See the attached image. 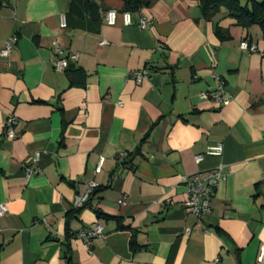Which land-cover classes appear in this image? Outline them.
Returning <instances> with one entry per match:
<instances>
[{"label": "crops", "instance_id": "1", "mask_svg": "<svg viewBox=\"0 0 264 264\" xmlns=\"http://www.w3.org/2000/svg\"><path fill=\"white\" fill-rule=\"evenodd\" d=\"M199 1L158 0L129 13V25L121 0L98 1L117 12L113 26L107 12L97 24L72 11V0L0 6V52L17 38L9 58L0 54V205L8 208L0 264H258L264 39L224 9L206 20ZM56 45L63 58L78 55L63 72L54 67ZM74 69L85 73L84 86L71 85ZM135 72L146 77L140 84ZM217 78L226 106L201 98ZM10 116L18 120L12 140ZM215 145L222 156L206 155ZM221 166L227 176L198 218L185 207L186 181ZM28 167L40 172L26 179ZM96 224L102 238L78 237Z\"/></svg>", "mask_w": 264, "mask_h": 264}, {"label": "built area", "instance_id": "2", "mask_svg": "<svg viewBox=\"0 0 264 264\" xmlns=\"http://www.w3.org/2000/svg\"><path fill=\"white\" fill-rule=\"evenodd\" d=\"M125 22L127 25L130 24L129 21V13H125ZM117 19V12L115 11H109L106 15V21L108 25H115ZM148 25V22L146 18H141L139 20V27L141 29H145ZM67 23L65 16L62 15L61 17V28H66ZM17 43V38L10 39L6 44L4 49L0 52L1 56L4 58H9L11 56V53L14 49L15 44ZM104 44V43H103ZM241 48L243 50H250L255 51V46H249L246 43L241 44ZM58 59L54 62V67L57 71L63 72L66 70L68 65L72 63L73 61H76L78 59L77 54H73L67 58H63L64 50L56 45L54 49ZM134 77L138 84H140L146 77L144 76L143 72H135ZM218 85L217 87L210 93V94H202V99H208L211 97L213 101L221 106H226L229 104L228 99H225L223 97L224 94V87L225 83L222 79L217 78ZM18 124V120L15 116H10L5 122V129H6V138L9 140H12L16 137V134L14 132V127ZM223 154V146L222 145H215L213 147H210L206 153V155L209 156H216L221 157ZM203 159V156L200 155L197 157V161L201 162ZM40 172L38 168L31 169L26 168V179H29L31 176L36 175ZM226 174L224 172L223 167H218L217 169H214L212 171H209L205 175L197 174L192 176L190 179L186 181L187 185V195L188 199L185 202V207L194 215H196L198 218L203 217L204 215L208 214L210 212V204L211 201L215 195V192L221 182H223L226 178ZM96 187L95 183H91L87 187V194L82 197H78L75 203L76 209H80L83 207L85 201L87 200L90 193L93 192L94 188ZM125 201H120V204H122ZM8 213V208L6 204L0 205V219L6 217ZM185 234L187 236L190 235V229L185 230ZM78 237L82 239L83 241L89 242L94 239L102 238L103 237V227L100 224H96L92 226L89 229L82 230L78 233ZM263 253L258 259V264H261L263 261Z\"/></svg>", "mask_w": 264, "mask_h": 264}, {"label": "trees", "instance_id": "3", "mask_svg": "<svg viewBox=\"0 0 264 264\" xmlns=\"http://www.w3.org/2000/svg\"><path fill=\"white\" fill-rule=\"evenodd\" d=\"M98 1L100 0H72V11H76L88 21L100 24L102 20V13H108L109 10L103 5L99 4ZM121 1L123 3V13L135 14L139 13L142 9L153 6L158 0ZM7 2L8 0H3V2L0 3V6ZM199 3L202 16L206 20H212L224 9L228 12L229 17L235 21L237 26H240L244 29H248L252 26H259L264 39V1L258 2L254 0H246V4H243L242 0H200ZM216 34L221 40L229 38V36L220 28H217ZM67 73L70 77L71 85L84 86V72L74 69L68 70ZM148 136L149 133L145 136L143 140L144 142ZM138 154H140V151H138L134 156H137ZM130 162L128 160L124 163L127 164ZM79 210L80 209H76L71 214L76 216ZM132 245H134V242H132Z\"/></svg>", "mask_w": 264, "mask_h": 264}, {"label": "water", "instance_id": "4", "mask_svg": "<svg viewBox=\"0 0 264 264\" xmlns=\"http://www.w3.org/2000/svg\"><path fill=\"white\" fill-rule=\"evenodd\" d=\"M3 0H0V2H2ZM72 68H74V65L73 64H71L70 66H69V69H72Z\"/></svg>", "mask_w": 264, "mask_h": 264}]
</instances>
